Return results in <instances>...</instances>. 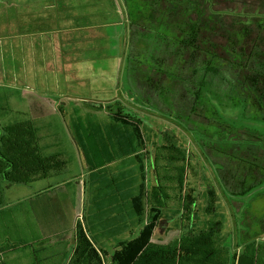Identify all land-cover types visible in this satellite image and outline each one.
Masks as SVG:
<instances>
[{"label":"crops","instance_id":"crops-1","mask_svg":"<svg viewBox=\"0 0 264 264\" xmlns=\"http://www.w3.org/2000/svg\"><path fill=\"white\" fill-rule=\"evenodd\" d=\"M116 2L120 10L115 9ZM123 2L0 0V74L5 76L2 80L12 87L16 86L13 81L22 80V86L30 88L37 83L43 87L45 83H60L61 88L63 82H88L97 84L90 93H114L116 72L113 79L105 76L109 75L110 62L117 64L116 43L120 40L125 43L126 32L129 33V28L116 24L125 13ZM122 51L124 54V48ZM124 59L122 56L118 59L121 67ZM127 69L128 61L124 71ZM126 121L118 124L125 137L111 128L118 136L112 140L106 127L101 133L100 128L80 121L72 125L64 119L54 131L42 134L41 127L35 126L42 154H59L66 165L26 183H2L0 264H99L98 257H103V253L112 257L124 243L140 235L148 219L147 213L142 217L136 209L142 207V195L147 202L155 175L149 183L142 139L134 121ZM124 126L130 132L125 133ZM92 131L98 135L97 140L92 138ZM110 151L123 156L112 160L111 165H98L100 157H107ZM121 162L124 163L115 166ZM113 164L112 173L106 175L103 169ZM94 173H99L97 178ZM89 177L95 178L90 185ZM164 193L165 196L155 199L163 207H157L162 216L154 228L152 241L166 244L183 236L195 237L197 232L190 235L187 231L189 222L183 218L184 210L180 209L177 197L169 195L167 200L166 196L173 192ZM206 220L205 229L211 231L207 235L217 236L228 246L230 230L218 228L209 216ZM244 229L229 236L235 244L244 245ZM238 247L235 251L189 252L186 264L237 263L243 252ZM234 252L237 259L233 262Z\"/></svg>","mask_w":264,"mask_h":264},{"label":"trees","instance_id":"trees-1","mask_svg":"<svg viewBox=\"0 0 264 264\" xmlns=\"http://www.w3.org/2000/svg\"><path fill=\"white\" fill-rule=\"evenodd\" d=\"M235 1L242 5L218 8V0H128L135 30L128 72L136 90H141L142 83L139 97L149 105L169 112L180 124L222 139L205 144L206 151L220 159L216 161L223 172H219L220 187L245 195L264 185V0ZM216 78L224 82L227 93H234L228 97L242 121L260 120L262 131L245 130V123L240 128L234 119H223L221 104L204 95ZM152 151L155 182L147 202L142 195V207L136 209L142 217L147 213L148 222L137 238L114 252L111 264H186L189 252L231 250L217 236L207 235L211 231L205 229L206 218L213 213L217 193L189 187L186 147L168 136ZM65 165L59 154H42L31 121L0 127V203L4 181L26 183ZM166 190L173 192L167 200L169 195L177 197L189 222L187 231L197 232L195 237L183 236L166 244L152 241L162 216L157 207H163L155 199L165 196ZM261 196L264 190L245 206L242 241L246 250L238 259L234 252L232 261L238 262L233 264H264V214L258 217L250 211ZM98 259L100 264L101 256Z\"/></svg>","mask_w":264,"mask_h":264},{"label":"rangeland","instance_id":"rangeland-1","mask_svg":"<svg viewBox=\"0 0 264 264\" xmlns=\"http://www.w3.org/2000/svg\"><path fill=\"white\" fill-rule=\"evenodd\" d=\"M123 1L122 5H124L125 13L122 15L123 19L118 20L119 23L116 24L120 28H129V33L126 32L127 39L125 43L122 40L116 43L115 57L117 64L114 65L110 62L108 66L110 71L109 75L105 76V78L108 77V79H113L112 74L116 72L114 73L115 80H113L115 92L90 93L92 87L97 84L88 82H63L61 88L60 83H45L44 87L40 83H37L34 88H30L28 86H22L24 82H21V80L18 82L13 81L12 84H16V86L14 85L15 87H12L11 83L2 80L5 76L3 77L0 74V127L29 120L34 126L41 127L40 134H42L47 131H54V127L63 123L65 119V121L72 125L79 121L83 124L90 123L95 128H100L101 133L104 132L103 127H106L110 140H112L114 137L118 136L111 131V128L122 135L123 131L120 129L122 126L118 125L120 124L119 121L128 123L126 119L133 120L140 134V138L142 139L141 147L145 153L144 156H146L144 162L149 183L152 182L151 180L154 177L152 166L153 146L164 142V139L168 136L177 138L180 143L186 147L190 157L189 164L187 165L189 187L197 190L210 189L217 193L216 202H218V205L214 204L213 213H211L209 217L218 228H223L224 226L226 229L230 230L227 231V243L228 246L235 251L236 246L234 240L229 236L246 227V224H244L245 222H243L245 217V206L255 193L264 190V185L256 187L245 195H233L228 190H225V186L223 190V188L220 187L221 178L219 176V172H222V168L219 163H216V161H220V159L211 155L205 148V144H213L222 139H220L218 135H205L195 127L192 128L189 125L180 124L169 112L149 105L139 97V93H142V83H139L141 90L139 87V91L136 90L131 84L128 69L127 72L124 71L125 62H130V57L132 58L131 35H133V31L135 30H132L133 20L131 19L132 15L128 0ZM250 1H252V3L254 2V4L256 3V0ZM237 4L242 5L235 0H218V8H224L227 5L233 7L239 6ZM114 5L116 10H120L118 2L114 3ZM117 18L116 16L115 19ZM123 48L124 54L122 53ZM120 56L125 58L122 67L118 63ZM147 64L150 65L149 62ZM21 70L22 68L20 67V71ZM20 75L21 73L19 72V79L21 78ZM127 77L129 79L128 82ZM221 82L220 78H216L212 83L208 84V93H204L206 99L211 98L214 103L221 104L225 114V116H223L224 120H226L227 117L232 118L237 121L238 124L240 123V128L243 127L245 123V130L261 129L259 131H262L260 120L255 119L252 121L249 119L245 122L242 121V116L239 114L238 109L233 107V103L228 97L234 93H227L228 89L224 86V82L223 84ZM79 84L81 86H79ZM32 85L34 86V84ZM38 85L40 88H38ZM61 91H65L66 93H61ZM222 102L225 104V107L222 105ZM203 103L204 109L209 111L210 107L205 104L206 102ZM93 108H97V110L95 112L91 111ZM132 126L133 125H131V130ZM125 127L126 126L123 128L125 129V133H127L129 130ZM97 136L98 135L92 131V138L97 140ZM122 137L125 136L122 135ZM124 139L122 141H124ZM115 144L116 143H114V146ZM109 154L110 155H107V157L101 156L99 161H97L98 165L110 163L112 160L123 156V153L120 152L110 151ZM122 163L124 162L118 163L115 166H119ZM115 166L113 164L109 168L103 169L104 173H106V175L112 173L111 170H113ZM98 175L99 173H94L93 176L97 178ZM91 179L92 182L95 181V178L89 177L88 185H90ZM254 202L255 203L250 207V211L258 217H261L264 214V196L256 197ZM102 247L101 243H99V248ZM238 248L240 251L246 250L244 245ZM101 258L100 264H111L110 255L107 256L103 253V257Z\"/></svg>","mask_w":264,"mask_h":264}]
</instances>
